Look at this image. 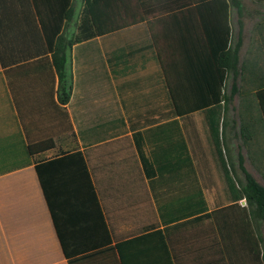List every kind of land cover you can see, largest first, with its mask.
Instances as JSON below:
<instances>
[{"label": "crops", "instance_id": "1", "mask_svg": "<svg viewBox=\"0 0 264 264\" xmlns=\"http://www.w3.org/2000/svg\"><path fill=\"white\" fill-rule=\"evenodd\" d=\"M53 1L0 0V264H264V223L242 170L264 186L263 2L242 0L239 69L224 72L210 104L221 11L139 0L144 20L68 50L63 103L40 19ZM72 4L76 33L85 0ZM129 7L105 11L126 17ZM165 74L186 107L208 106L179 115Z\"/></svg>", "mask_w": 264, "mask_h": 264}, {"label": "trees", "instance_id": "2", "mask_svg": "<svg viewBox=\"0 0 264 264\" xmlns=\"http://www.w3.org/2000/svg\"><path fill=\"white\" fill-rule=\"evenodd\" d=\"M122 0H85L83 10L81 12L80 18L78 20L76 33L69 32L71 23L74 20V7L72 0H57L51 2L53 5L50 8L49 19H44L42 16V28L44 30V35L46 36L47 42L49 44L52 65L54 66L57 75L59 76V99L61 102L65 103L69 100L71 93V82L66 78L65 66L67 63V53L75 42L86 40L89 38H94L95 36H100L105 33H109L125 26L136 24L144 20V15L141 11V6L139 0H129V3H117ZM259 4H264V0H254ZM156 4H159L155 0ZM162 2V1H161ZM160 4L162 5V3ZM197 8L204 9L207 6H213L214 9L222 12L224 17V31L221 44L218 46L216 43H212L211 55L218 56L220 59V77L216 86L213 85L211 90L216 91V96L212 98L209 102L210 104H218L222 99V87L224 80V72L232 71L237 72L239 69V57L238 51L241 46V31L243 27L242 17L245 12V5L242 0H198ZM124 7L130 6L129 8H136V12H132V15L126 17L110 16L106 14L105 9L115 8L116 6ZM167 6V5H162ZM232 8L237 15V23L239 26L238 40L234 46H231V27L229 25V10ZM36 9L38 6L36 5ZM109 15V16H108ZM159 18L158 20H162ZM156 19H149L147 22L150 26V31L152 38L155 40L156 32L152 25H156ZM63 28L66 29V33H63ZM216 39L215 34L211 36L210 40ZM214 39V40H215ZM243 65L241 66V69ZM225 69V71H224ZM166 73V71H165ZM166 75V85L169 89V94L171 97L172 104L177 110L179 115L186 114L184 111H191L199 108H204L208 105L197 104L194 102L191 106L186 107L188 100L185 97H179L178 92L176 96V91L174 89L173 83L169 80L168 74ZM64 82V85H63ZM228 98V97H227ZM184 108V109H180ZM137 135L135 134V138ZM136 149L145 169L147 176L152 174L151 164L148 158L145 156L141 142L136 139ZM244 172V185L243 191L246 196L247 201L254 207V213H256L259 221L264 223V186L261 185L250 173H248L244 167H242ZM120 247V244H118Z\"/></svg>", "mask_w": 264, "mask_h": 264}, {"label": "rangeland", "instance_id": "3", "mask_svg": "<svg viewBox=\"0 0 264 264\" xmlns=\"http://www.w3.org/2000/svg\"><path fill=\"white\" fill-rule=\"evenodd\" d=\"M78 2H79V0H75V3L76 4H78ZM244 2L249 7V9L255 7V5H253V4L250 3V0H244ZM233 14H234V16L232 18L235 19L236 18V15H235V13H233ZM253 22H254V19L251 18V16H246L244 18V27H245L244 28V48L245 49H246V46L249 43V38H250L249 37L250 36L249 33H250V28L252 27ZM236 30H237V26L235 27V25H234V32H233L234 35L236 33ZM229 83H230V81H229ZM229 83H227V89H229V85H230Z\"/></svg>", "mask_w": 264, "mask_h": 264}]
</instances>
